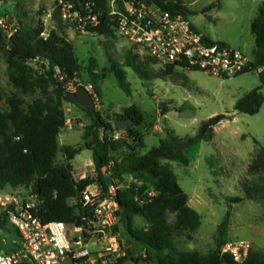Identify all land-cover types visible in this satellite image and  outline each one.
<instances>
[{
    "label": "trees",
    "instance_id": "trees-1",
    "mask_svg": "<svg viewBox=\"0 0 264 264\" xmlns=\"http://www.w3.org/2000/svg\"><path fill=\"white\" fill-rule=\"evenodd\" d=\"M87 1L95 3L91 10L85 7ZM146 1L154 2L174 14L182 13L186 17L193 12L179 0ZM72 2L82 17H87L90 13L97 15L98 24L89 23L87 26L89 33L110 38L115 36L117 21L110 14L109 0ZM61 8L59 0L53 15L57 27L47 35H44L45 25L41 20L31 25L20 20L6 28L0 26V49L10 64V79L14 88L24 92L33 88L34 68L30 65L32 61H40L49 67L48 73L52 78L56 77L58 85L56 103L53 100L45 102L38 99L25 108L17 94L6 95L9 110L0 111V189L25 186L37 193L42 200L36 212L45 222L62 221L81 226L85 223L84 217L91 213V208L84 205L82 196L87 187L99 182L106 190L112 179L122 180L124 176L132 175L143 185L154 189L156 194L142 195L140 187L135 183L120 187L117 198L121 206V217L114 230L118 231L122 224L131 244L137 241L147 246L146 256L134 258L132 247L130 254L126 249L124 256L106 257L107 264H128L130 261L141 260L151 264H264V251L255 247L243 263H237L230 254L221 253V247L227 242L228 223L219 228L217 246L208 254L177 249L176 233L195 232L200 228L202 220L200 213L189 204L190 197L179 184L172 162L189 165L190 157L198 153L202 142L213 139L215 127L232 119V116L229 113L215 115L206 120L194 135L179 136L168 132L159 145L141 154L139 149L145 147V134L154 128L145 112L127 107L123 114H114L106 121L99 113H92L66 96V86L79 77L82 62L75 52L74 44L65 36ZM213 8L214 4H211L203 11L208 12ZM251 30L256 40L254 59L250 67L241 73L259 71L261 86L240 97L235 109L255 115L264 104V93L261 91L264 89V2L259 6L258 14L251 23ZM107 56L112 66L102 72L97 71L95 58L90 60V83L94 85L98 97L101 94L100 81L108 76L107 73L112 72L118 77L121 86L130 91L125 66L132 67L143 79L169 78L180 81V75L176 72L180 64H167L155 70L150 68L152 63H157L154 58L141 61L138 56L129 52L126 64L120 65L109 52ZM64 101L78 105L92 120L84 127L83 140L84 147L93 150L95 172L78 180L73 174L71 161L81 152L82 146H63L65 161L62 164L56 162L57 153L61 149L60 134L66 129ZM118 119H132L133 123L125 130H117L115 121ZM117 131L122 132L123 136L119 140H113L112 136ZM122 148L128 150L120 157H115L114 153ZM111 160H114L115 165L109 171L106 167ZM242 187L246 196L236 198L235 201L250 199L264 203L263 146L249 163L247 178ZM171 214L175 215L173 223L169 221ZM136 216L144 217L148 227H137ZM6 223L7 219L1 216L0 228ZM20 264L33 263L24 261Z\"/></svg>",
    "mask_w": 264,
    "mask_h": 264
},
{
    "label": "rangeland",
    "instance_id": "rangeland-1",
    "mask_svg": "<svg viewBox=\"0 0 264 264\" xmlns=\"http://www.w3.org/2000/svg\"><path fill=\"white\" fill-rule=\"evenodd\" d=\"M179 1L193 11L189 14V19L202 33L214 41H221L239 49L251 60L254 59L256 40L251 23L264 0ZM57 2L59 0H0V26L6 28L20 20L31 25L41 20L45 25L44 35H47L57 27L53 16ZM211 4H214V8L204 12L205 7ZM63 23L65 36L74 44L75 52L82 62V70L74 81L75 84H90L89 66L92 58L96 60L97 71L111 68L112 62L107 52L120 65L126 64L129 52L138 56L141 61L153 60L139 48L135 50L136 47L131 42L117 33L110 38ZM30 65L34 68L33 88L27 92L14 88L10 79V64L0 49V111L9 110L6 95L12 93L21 98L25 108L38 99L57 102L58 85L56 77L49 75V67L40 61H32ZM162 67L159 63L150 65L155 70ZM124 68L130 91L121 86L115 73H107L108 76L100 81L101 94L96 101V110L106 121L114 114H123L127 107L145 112L154 128L145 134V147L139 149L141 154L159 145L168 132L179 136L194 135L209 118L221 113L232 116V119L215 127L213 139L202 142L198 153L190 157L189 165L172 162L179 184L190 197L189 204L200 213L202 220L197 231L176 233L177 249L208 254L217 246L219 228L228 223L227 241L249 240L254 247L264 251V203L250 199L239 202L234 200L245 198L242 185L247 178V167L260 147H264V104L255 115L235 109L240 97L261 86L259 71L220 77L207 71L177 66L176 72L180 75V81H176L169 78L147 80L141 78L132 67ZM261 91L264 93L263 88ZM63 108L66 121L70 119L73 128L65 129L60 134L61 149L57 153L56 162L62 164L65 161L63 146H82L81 152L71 163L76 175L84 170L90 174L95 166L93 150L84 147L83 133L84 127L92 120L82 109L76 111L73 103L64 101ZM127 150L122 148L114 156L120 157ZM137 185L142 195L152 190L143 184ZM3 192L0 189V194ZM174 220L175 215L171 214L169 221L173 223ZM135 225L139 228L148 227L142 216H136ZM13 228L12 224H8L7 229L13 230L8 234L16 237ZM3 231L8 232L6 229ZM113 234L116 238L109 236L103 241V245L113 247L117 244L118 250L105 256L118 258L126 255L128 238L124 226L120 224L118 231L114 230ZM132 247L134 258L146 256L145 244L134 241ZM95 256L99 258L98 254ZM128 264L151 263L141 260L130 261Z\"/></svg>",
    "mask_w": 264,
    "mask_h": 264
},
{
    "label": "built area",
    "instance_id": "built-area-1",
    "mask_svg": "<svg viewBox=\"0 0 264 264\" xmlns=\"http://www.w3.org/2000/svg\"><path fill=\"white\" fill-rule=\"evenodd\" d=\"M109 2L110 14L117 21L116 33L131 42L135 50L139 48L163 66L180 64L184 68L230 77L243 72L253 61L243 51L210 39L182 13L174 14L146 0ZM60 4L62 18L69 26L87 31L89 23L98 24L96 14L82 17L72 0H60ZM94 5L92 1L85 3L89 10ZM80 86L71 82L66 91L76 92ZM85 87L96 102L98 95L94 85L90 83ZM66 128H73L70 119L66 121ZM122 136L123 133L117 131L112 139L119 140ZM114 165L111 160L107 170ZM133 183L143 184L132 175H126L122 180L112 179L106 190L99 182L89 185L82 196L91 213L84 217L85 223L81 226L62 221L45 222L36 212L42 200L25 186L5 190L0 194V217L4 216L13 225L19 233V241L9 251L0 249V264L24 261L33 264H97L98 260H101L100 264H107L105 254L118 250L117 244L113 247L103 245L109 236L116 238L113 231L121 217L117 190ZM147 193L153 196L156 191L152 189ZM253 247L249 240L227 241L221 247V253L230 254L237 263H243Z\"/></svg>",
    "mask_w": 264,
    "mask_h": 264
},
{
    "label": "water",
    "instance_id": "water-1",
    "mask_svg": "<svg viewBox=\"0 0 264 264\" xmlns=\"http://www.w3.org/2000/svg\"><path fill=\"white\" fill-rule=\"evenodd\" d=\"M66 96L77 103L78 105L87 108L92 113L97 114V105L93 95L87 90L85 86H80L76 92H68ZM133 123L132 119H118L115 121V128L117 130H125ZM127 252L131 253V240L126 241Z\"/></svg>",
    "mask_w": 264,
    "mask_h": 264
},
{
    "label": "crops",
    "instance_id": "crops-1",
    "mask_svg": "<svg viewBox=\"0 0 264 264\" xmlns=\"http://www.w3.org/2000/svg\"><path fill=\"white\" fill-rule=\"evenodd\" d=\"M73 105L76 106V108H75L76 111H78L77 109H81L78 105H76L74 103H73ZM74 171L75 170H73V174L77 180L80 178L86 177L89 174L86 170H84L83 173L76 175ZM94 172H95V166H94V168H92L91 173L89 175H93ZM10 188L11 187L8 186V187L1 189V190L5 191V190H9ZM8 224H10V223L8 222L5 224V226L3 228H0V249H12V248H14L15 244L19 241V233L16 231L15 228H13V229H14V233L16 234V237H13V236L8 234L9 232L13 231L11 229H7ZM3 229L8 230V232H4Z\"/></svg>",
    "mask_w": 264,
    "mask_h": 264
}]
</instances>
